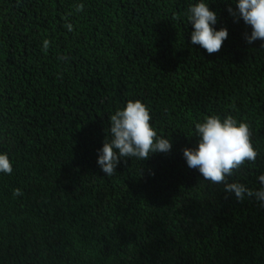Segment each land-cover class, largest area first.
<instances>
[{
	"label": "trees",
	"instance_id": "trees-1",
	"mask_svg": "<svg viewBox=\"0 0 264 264\" xmlns=\"http://www.w3.org/2000/svg\"><path fill=\"white\" fill-rule=\"evenodd\" d=\"M199 2L0 0V154L13 168L0 173V264H264V202L183 157L197 122L231 115L259 155L228 183L262 187L264 42L246 43L251 27L227 11L238 0H203L228 31L209 55L183 15ZM129 100L172 148L107 176L99 150Z\"/></svg>",
	"mask_w": 264,
	"mask_h": 264
},
{
	"label": "clouds",
	"instance_id": "clouds-1",
	"mask_svg": "<svg viewBox=\"0 0 264 264\" xmlns=\"http://www.w3.org/2000/svg\"><path fill=\"white\" fill-rule=\"evenodd\" d=\"M84 5L75 6L77 12L83 11ZM227 11L233 16L234 22L243 20L251 27V33H244V39L251 45L256 41L264 42V0H238L235 10L228 7ZM187 24H191V43L199 45L211 55L221 50L223 42L228 38L226 28L216 30V13L209 9L208 3L190 4L183 13ZM178 15L173 19H179ZM68 31L73 26L66 24ZM49 41L43 42L46 52ZM264 48V43H261ZM61 60L67 57H59ZM150 111L139 100H129L126 106L118 109L110 116L111 138L105 139L103 148L99 150L97 164L107 176L116 174V168L122 159L136 158L143 161L150 154L168 153L172 145L169 139L158 136L153 128ZM195 136L198 146L195 149L185 148L183 157L190 169H197L203 178L213 184H224L225 191L234 193L239 201L245 196L255 197L264 202V175L258 177L262 187L253 191L239 182L228 183V178L238 172L246 163L254 165L259 153L254 149L252 132L247 123H238L231 115L221 119L218 115L205 116L203 122L195 124ZM13 171L7 153L0 154V173L11 175ZM23 195L20 189H13V196Z\"/></svg>",
	"mask_w": 264,
	"mask_h": 264
}]
</instances>
